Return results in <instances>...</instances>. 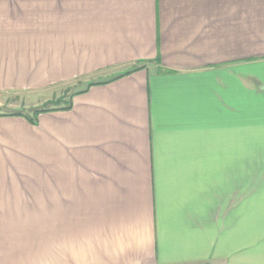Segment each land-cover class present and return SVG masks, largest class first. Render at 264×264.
I'll return each instance as SVG.
<instances>
[{
	"label": "crops",
	"instance_id": "1",
	"mask_svg": "<svg viewBox=\"0 0 264 264\" xmlns=\"http://www.w3.org/2000/svg\"><path fill=\"white\" fill-rule=\"evenodd\" d=\"M79 79L0 115V264H264V0H0V96Z\"/></svg>",
	"mask_w": 264,
	"mask_h": 264
},
{
	"label": "rangeland",
	"instance_id": "2",
	"mask_svg": "<svg viewBox=\"0 0 264 264\" xmlns=\"http://www.w3.org/2000/svg\"><path fill=\"white\" fill-rule=\"evenodd\" d=\"M90 83H93L92 80L79 79V81L75 80L72 82L61 83L44 90L3 94L0 96V115L22 112L32 116L36 109L52 107V101H60L62 106H64L67 104V97L77 91L83 90L88 86L87 84ZM259 140L262 139H260V137L257 138L258 142L254 150L256 151V156H258L257 154H261L260 156H262V141ZM241 151L243 150L241 149ZM250 152L252 151L250 150ZM262 165V160H241L239 166L241 168V186H249L242 185L243 183L247 184L248 182V184L252 185V180H255L256 200L259 201L262 200ZM246 174H249V176H246ZM251 188L252 187L250 186V190ZM16 214L19 216H39L38 210L17 209Z\"/></svg>",
	"mask_w": 264,
	"mask_h": 264
},
{
	"label": "trees",
	"instance_id": "3",
	"mask_svg": "<svg viewBox=\"0 0 264 264\" xmlns=\"http://www.w3.org/2000/svg\"><path fill=\"white\" fill-rule=\"evenodd\" d=\"M130 73V72H128ZM94 84H98V83H90V84H87L88 86L83 89V90H80V91H77L76 93L70 95L68 98V101H67V104L62 106V104L60 103V101H52L51 104H52V107H49V108H41V109H36L34 110L33 112V115L30 116L28 114H25V113H22V112H17V113H13V114H9L10 116H19V117H23L25 118L26 120H28L31 124L33 125H36L37 124V121H38V116L41 114V113H44V112H50V111H57V110H70L73 106V99L74 97L77 95V94H81V93H84L87 91V89L89 87H91V85L93 86Z\"/></svg>",
	"mask_w": 264,
	"mask_h": 264
}]
</instances>
